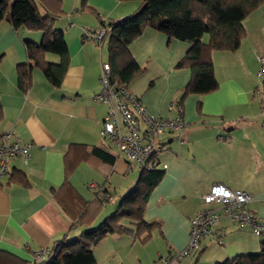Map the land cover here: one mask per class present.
Listing matches in <instances>:
<instances>
[{
	"label": "crops",
	"instance_id": "crops-1",
	"mask_svg": "<svg viewBox=\"0 0 264 264\" xmlns=\"http://www.w3.org/2000/svg\"><path fill=\"white\" fill-rule=\"evenodd\" d=\"M140 5L139 0H61L63 12L54 25L64 34L70 64L60 86L53 85L27 53L26 41L40 43L43 33L0 20V135L13 130L22 143H34L27 161L11 159L8 173L0 175V248L30 260L35 251L45 249L47 257L56 241L81 231L52 194L66 180L68 167L67 178L87 200L95 196L90 185L109 189L108 204L136 184L141 168L132 164L130 169L123 155L113 166L91 158L92 146L114 155L116 151L100 134L107 104L95 98L102 64L109 60V39L98 46L84 38V29L123 19ZM243 25L246 35L237 50L212 54L217 89L189 94L181 105L185 142L170 133L159 138L158 157L160 165H166L165 173L148 197L144 219L160 225L146 241L129 233L108 234L94 248L97 264H155L184 249L190 241L191 218L204 207L201 197L216 183L250 193V209L264 218V95L257 76L258 54L264 52V3L244 18ZM190 45L150 25L130 44L143 71L128 86L150 113L177 114L171 106L178 104L191 79L190 69L177 64ZM45 56L54 61L53 53ZM26 63L32 69L24 90L18 65ZM14 169L26 173L30 186L9 183ZM118 204L104 206L95 224L104 210L114 211ZM123 222L136 229L130 220ZM263 237L240 229L223 215L201 249L179 264H216L259 252Z\"/></svg>",
	"mask_w": 264,
	"mask_h": 264
},
{
	"label": "trees",
	"instance_id": "trees-1",
	"mask_svg": "<svg viewBox=\"0 0 264 264\" xmlns=\"http://www.w3.org/2000/svg\"><path fill=\"white\" fill-rule=\"evenodd\" d=\"M141 5L123 19L102 24L108 31V49L113 80L120 84H129L143 71L130 50V44L142 34L146 25H150L167 35L191 43L189 49L178 62V67L191 71V79L186 84L177 106L181 107L189 94H206L218 87L214 76V51H235L246 35L243 20L259 8L264 0H139ZM61 0H0V20L7 19L18 28L43 33L40 43L26 41L29 58L36 60L37 66L46 78L60 86L70 64V53L64 34L55 28V20L62 15ZM204 35L208 40L203 41ZM47 53L59 57V61L46 59ZM30 63L19 64V84L27 90L30 85ZM260 91L259 89H257ZM262 94L264 95V85ZM3 110L0 106V121ZM1 137V135H0ZM91 158L113 166L117 154L92 146ZM156 151L152 154L151 168H141L134 187L121 197L117 208L107 215L99 225L96 219L107 204L106 194L112 193L105 185H98L95 196L87 200L75 190L67 168L66 180L59 188L52 189V194L63 211L77 220L82 227L76 235L58 240L50 248L47 257L32 260L0 248V264H97L94 248L111 233H129L146 241L157 228L159 222H147L144 211L148 197L154 187L162 180L165 170ZM116 153V152H115ZM162 166V167H160ZM9 183L30 186L26 173L14 169L9 176ZM130 220L136 225L132 230L123 222ZM201 249V248H200ZM170 255L169 257H171ZM216 264H264V237L259 252L237 254Z\"/></svg>",
	"mask_w": 264,
	"mask_h": 264
},
{
	"label": "built area",
	"instance_id": "built-area-1",
	"mask_svg": "<svg viewBox=\"0 0 264 264\" xmlns=\"http://www.w3.org/2000/svg\"><path fill=\"white\" fill-rule=\"evenodd\" d=\"M84 38L103 46L108 38V31L103 27L85 28ZM259 70L257 76L260 87L264 85V52L258 54ZM100 90L95 98L107 104V112L101 124V136L110 141L118 156H124L140 168H151V156L161 149L159 138L171 134L179 142H185L181 133L187 126L181 114V107L172 105L177 111L174 117H161L150 113L141 99L133 93L127 84L113 80L108 64H102ZM260 90V89H259ZM33 142L22 143L15 137L13 130L0 137V175L8 173L11 159L22 157L25 161L30 156ZM165 167L166 165L163 164ZM96 189V185H90ZM105 198L112 199L111 194ZM204 207L198 208L191 218L190 241L188 245L171 257H160L155 264H179L189 255L201 248L205 237L214 233L224 215L240 229H250L257 236H264V218H260L249 207L253 197L241 189H231L222 183L214 184L210 191L201 197ZM219 204V207H214ZM46 250L35 251L36 259H42Z\"/></svg>",
	"mask_w": 264,
	"mask_h": 264
},
{
	"label": "rangeland",
	"instance_id": "rangeland-1",
	"mask_svg": "<svg viewBox=\"0 0 264 264\" xmlns=\"http://www.w3.org/2000/svg\"><path fill=\"white\" fill-rule=\"evenodd\" d=\"M55 57H57V56H55V54H54V56L51 58L52 60H54V62H55ZM51 61V60H50ZM113 147V146H112ZM113 149H114V151H115V148L113 147ZM137 174V173H136ZM135 174V175H136ZM119 198H120V196H117V198H115L112 202H109L108 204H106L105 205V207L106 206H108V207H111L112 205H114V204H116L117 205V203H119ZM119 200V201H118ZM111 212H113V211H107V210H104L103 211V213H102V215L99 217V219H98V221L96 222V225H99V224H101L102 222H103V220H104V218L107 216V215H109Z\"/></svg>",
	"mask_w": 264,
	"mask_h": 264
}]
</instances>
